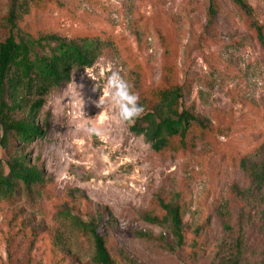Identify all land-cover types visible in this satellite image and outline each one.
I'll use <instances>...</instances> for the list:
<instances>
[{"label": "rangeland", "instance_id": "rangeland-1", "mask_svg": "<svg viewBox=\"0 0 264 264\" xmlns=\"http://www.w3.org/2000/svg\"><path fill=\"white\" fill-rule=\"evenodd\" d=\"M51 1L30 10L32 32L110 45L47 97L42 137L14 143L48 182L0 200V264H96L93 237L74 216L99 223L117 264H264V184L239 163L264 164V45L244 12L216 0L210 25L211 0ZM247 1L264 27V0ZM8 10L0 0V42ZM113 71L138 95L183 87L186 107L211 124L207 137L158 153L110 99L98 115L93 101ZM85 117L102 137L78 130ZM159 200L185 207V245Z\"/></svg>", "mask_w": 264, "mask_h": 264}, {"label": "trees", "instance_id": "trees-1", "mask_svg": "<svg viewBox=\"0 0 264 264\" xmlns=\"http://www.w3.org/2000/svg\"><path fill=\"white\" fill-rule=\"evenodd\" d=\"M51 0H9L3 20L6 35L0 42V200L31 190L48 180L43 171L17 150L16 142L29 144L42 137L37 119L47 97L72 79L73 71L92 67L110 45V38L101 35L67 38L60 34H38L27 23L32 11L47 7ZM247 16L250 26L264 45V27L254 19V10L247 0H233ZM30 11V12H29ZM218 14L216 0H211L209 23ZM145 111L142 118L130 125L131 132L143 135L155 152H162L177 143L182 150L194 148L198 139H205L211 124L186 107L183 87L167 85L139 94ZM27 113L26 116H20ZM240 166L259 183L264 184V164L242 158ZM165 212V223L178 246L186 244L185 207L178 202L159 200ZM75 221L94 240L96 264H117L108 249L105 235L95 221ZM147 221L158 224L157 216ZM229 264H240L232 261Z\"/></svg>", "mask_w": 264, "mask_h": 264}, {"label": "clouds", "instance_id": "clouds-1", "mask_svg": "<svg viewBox=\"0 0 264 264\" xmlns=\"http://www.w3.org/2000/svg\"><path fill=\"white\" fill-rule=\"evenodd\" d=\"M93 90L95 91L97 88L94 87ZM106 98L110 99L115 108L118 110L119 120L128 123L129 125L134 124L136 120L142 118L144 114L145 109L140 104L139 95L132 91L131 84L121 76L119 71L111 72V75L107 78L105 92H102V95L97 101H93L95 106L98 109H101V112L98 115H102L107 107ZM82 115L85 116L83 110ZM77 128L89 135L95 134L101 137L103 135L99 127L88 123V118L86 117L84 122L79 124Z\"/></svg>", "mask_w": 264, "mask_h": 264}]
</instances>
